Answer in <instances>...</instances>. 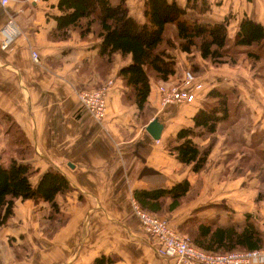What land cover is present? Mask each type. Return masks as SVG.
<instances>
[{"label": "crops", "instance_id": "1", "mask_svg": "<svg viewBox=\"0 0 264 264\" xmlns=\"http://www.w3.org/2000/svg\"><path fill=\"white\" fill-rule=\"evenodd\" d=\"M176 1L181 6L190 3L189 14L203 20L231 15L232 36L244 16L264 24V0ZM126 2L133 17L146 19L145 0ZM58 3L0 1V161L30 163L38 170L31 176L34 184L50 168L63 172L71 183L56 196L58 216L63 217L59 223L51 217L48 200L16 199L13 215L0 225V264H93L102 255L113 259L107 264H168L141 229L132 199H137V190L172 187L184 180L190 183L184 200L162 214L177 228L192 217L241 229L249 213L264 230V180L257 168L245 167L240 160L247 147H264V77L255 75L247 56L215 66L196 48H172L175 72L165 81L181 83L185 70L192 68L205 89L194 101L161 105L159 86L165 81L152 77L140 109L128 97L120 74L131 63V54H102L97 25L86 35L70 27L63 36ZM10 19L18 34L3 47V28ZM167 35L174 37V30ZM244 59L253 75L242 83L247 73L239 63ZM110 78L115 83L108 93L107 114L99 120L81 107L77 91ZM214 86L235 88L247 114L219 125L206 165L196 171L168 145L180 128L194 125L195 113ZM155 116L163 123L158 139L147 129ZM212 136L204 132L194 140L204 147ZM171 200L166 197L167 204Z\"/></svg>", "mask_w": 264, "mask_h": 264}, {"label": "trees", "instance_id": "2", "mask_svg": "<svg viewBox=\"0 0 264 264\" xmlns=\"http://www.w3.org/2000/svg\"><path fill=\"white\" fill-rule=\"evenodd\" d=\"M58 6L62 11L57 15L58 27L63 36L68 35L70 27L86 35L97 25L96 31L102 37V54L111 56L117 51L131 54V63L122 67L120 74L128 86V97L140 109L149 96L151 78L165 81L175 72V56L170 50L175 47L187 52L196 48L213 64H235L245 54L256 74L264 77V24L253 17L244 16L232 36L228 16L220 21L203 20L189 14L190 3L181 6L176 0H145L144 21L130 14L126 0H59ZM167 30H174V37L167 35ZM235 93V88L212 87L194 115V125L180 128L174 142L169 143L171 152L182 162L193 163L194 170L205 167L219 125L247 114ZM204 132L213 136L207 146L201 147L194 137ZM240 160L245 167L257 168L264 180V147H247ZM37 171L30 163L15 158L7 164L0 161V225L13 215L17 198L48 200L51 217L56 223L62 220V215L58 216L61 213L56 196L71 188L69 179L63 172L50 168L34 184L31 176ZM189 187V181L184 180L172 187L137 190L135 196L145 208L166 214L180 204ZM166 197L172 199L168 204ZM251 217L248 213L241 229L231 223L197 222L192 217L180 228L206 249L259 248L264 246V230ZM112 261L111 257L102 255L93 264Z\"/></svg>", "mask_w": 264, "mask_h": 264}, {"label": "built area", "instance_id": "3", "mask_svg": "<svg viewBox=\"0 0 264 264\" xmlns=\"http://www.w3.org/2000/svg\"><path fill=\"white\" fill-rule=\"evenodd\" d=\"M3 5L11 0H0ZM2 46L7 47L18 34V27L10 19L3 28ZM38 60L36 50L32 52ZM186 84L183 86L161 84L160 98L164 105L182 101H194L197 91L204 87L196 75L187 70ZM115 79L110 78L97 87H83L77 91L81 107L95 118H105L108 109V93ZM132 210L141 229L155 242L157 253L168 259V264H264V246L251 249L217 251L197 245L190 236L183 234L174 226L170 219L160 213L145 208L136 198L132 199Z\"/></svg>", "mask_w": 264, "mask_h": 264}, {"label": "rangeland", "instance_id": "4", "mask_svg": "<svg viewBox=\"0 0 264 264\" xmlns=\"http://www.w3.org/2000/svg\"><path fill=\"white\" fill-rule=\"evenodd\" d=\"M231 16V15H230ZM230 16H228V19H229V24H230ZM229 31H230V35H232L233 34V27H231L230 26V28H229ZM210 61V60H209ZM211 62V61H210ZM227 63V62H226ZM224 63H222V64H214L215 66H220V65H223ZM239 65L240 66H242L243 67V71L244 72H246L247 73V76L244 78V79H242L241 80V82L242 83H244V81L246 82V81H248L251 77H252V75H253V71H251V69H250V65H249V63L247 62V61H245V59L244 60H242L240 63H239ZM239 66V67H240ZM252 66V65H251ZM253 68V67H252ZM187 70H190V71H192L195 75H196V78H197V80L198 81H202L203 83H204V81L200 78V76L197 74V72L194 70V69H192V68H189V69H186L185 70V72H184V76H183V78H184V80H182V82L181 83H179V82H167V81H165V82H162L161 84H167L168 86H173V85H180V86H183V85H185L186 84V81H185V73H186V71ZM255 75H256V72H255ZM208 81V80H207ZM260 81H262L263 82V84H264V79H260ZM208 83V82H207ZM205 89V86L203 87V88H201L200 90H198L197 91V95H196V99H198L199 97H198V95H199V93L201 92V90H204ZM206 99V98H205ZM208 101L210 100V101H213V99L211 98V99H207ZM159 101H160V104L161 105H164L163 103H162V101H161V98H160V96H159ZM173 104V103H172ZM203 104V103H202ZM225 131V130H224ZM223 131V132H224ZM230 131L232 132L233 131V128L232 129H230ZM263 187H264V185H263ZM184 200V198L182 199V201ZM165 216V215H164ZM166 217H167V215H166ZM179 229V231L181 232V233H183V234H187L188 236H190L191 237V235L190 234H188V232L187 231H185V230H181V228L179 227L178 228ZM191 239H192V237H191ZM261 247H263V246H261Z\"/></svg>", "mask_w": 264, "mask_h": 264}, {"label": "water", "instance_id": "5", "mask_svg": "<svg viewBox=\"0 0 264 264\" xmlns=\"http://www.w3.org/2000/svg\"><path fill=\"white\" fill-rule=\"evenodd\" d=\"M163 128V123L159 119V116H155L147 125L148 131L151 133V135L158 139L161 137V131Z\"/></svg>", "mask_w": 264, "mask_h": 264}]
</instances>
